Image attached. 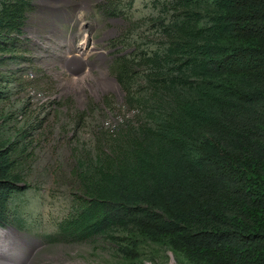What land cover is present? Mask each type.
I'll return each mask as SVG.
<instances>
[{
    "label": "trees",
    "instance_id": "1",
    "mask_svg": "<svg viewBox=\"0 0 264 264\" xmlns=\"http://www.w3.org/2000/svg\"><path fill=\"white\" fill-rule=\"evenodd\" d=\"M32 2L0 0V66L15 59ZM173 2L185 16L160 24L163 53L111 68L120 85L140 65L158 71L146 123L80 164L83 200L58 231L75 240L126 230L135 261L140 241L185 264H264V0ZM13 76L0 73L1 101ZM29 132L14 134L27 142L20 151L0 137V224Z\"/></svg>",
    "mask_w": 264,
    "mask_h": 264
},
{
    "label": "rangeland",
    "instance_id": "2",
    "mask_svg": "<svg viewBox=\"0 0 264 264\" xmlns=\"http://www.w3.org/2000/svg\"><path fill=\"white\" fill-rule=\"evenodd\" d=\"M184 14L173 0H33L15 42L16 57L0 66L2 75H14L6 87L12 88L9 99L0 100V137L16 141L19 151L27 142H17V130L30 131L32 141L15 154L20 180L0 230L21 235L33 250L31 264H185L168 247L140 241L137 260L128 259L126 230L74 240L57 228L83 200L80 164L109 154L127 127L146 123L150 79L158 71L140 65L120 85L113 63L120 57L160 56L165 49L160 24ZM77 44L90 47L82 51L86 73L65 65L60 54Z\"/></svg>",
    "mask_w": 264,
    "mask_h": 264
},
{
    "label": "bare ground",
    "instance_id": "3",
    "mask_svg": "<svg viewBox=\"0 0 264 264\" xmlns=\"http://www.w3.org/2000/svg\"><path fill=\"white\" fill-rule=\"evenodd\" d=\"M82 55L83 57L86 56V54ZM103 77L108 78L106 74ZM108 80L115 89L118 88L113 79L108 78ZM32 252L31 247L23 241L19 233L12 229L9 231L0 230V264H31L29 259ZM11 257H15V259ZM7 259L11 261L8 262L9 260L6 261Z\"/></svg>",
    "mask_w": 264,
    "mask_h": 264
},
{
    "label": "built area",
    "instance_id": "4",
    "mask_svg": "<svg viewBox=\"0 0 264 264\" xmlns=\"http://www.w3.org/2000/svg\"><path fill=\"white\" fill-rule=\"evenodd\" d=\"M25 24H26V20L24 21V25H23L21 31H23ZM84 48L86 50H88V52H89L90 47L86 48L85 45L80 46V44H77L76 46H73L72 48L65 47V48L61 49L60 54L64 58V64L75 66L76 71L82 70L84 73H86L87 68L85 66H88V64L85 63V58L87 55L85 57H83V55H82V51ZM73 51H75L76 53H74ZM88 52H87V54H88ZM69 58H72V60H68ZM65 61H67V62H65ZM77 64H79V65L77 66Z\"/></svg>",
    "mask_w": 264,
    "mask_h": 264
}]
</instances>
